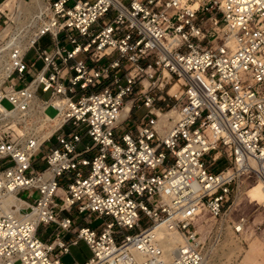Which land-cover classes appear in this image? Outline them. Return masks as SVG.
Instances as JSON below:
<instances>
[{
	"label": "built area",
	"instance_id": "obj_1",
	"mask_svg": "<svg viewBox=\"0 0 264 264\" xmlns=\"http://www.w3.org/2000/svg\"><path fill=\"white\" fill-rule=\"evenodd\" d=\"M42 1L15 8L26 46L0 11V264H66L78 240L68 264H205L202 216L241 234L239 187L264 183V0Z\"/></svg>",
	"mask_w": 264,
	"mask_h": 264
},
{
	"label": "rangeland",
	"instance_id": "obj_2",
	"mask_svg": "<svg viewBox=\"0 0 264 264\" xmlns=\"http://www.w3.org/2000/svg\"><path fill=\"white\" fill-rule=\"evenodd\" d=\"M1 2V0H0ZM3 23L0 20V26ZM38 43L42 46L50 47L51 38L50 35L44 34L40 37ZM33 50L27 52L25 61L33 59ZM40 62H37V66ZM41 96L46 97L48 93L38 92ZM3 104L10 107L11 104L7 100H3ZM45 112L49 115H53L56 109L52 106H47ZM67 129L68 126L66 125ZM48 144V143H47ZM42 150H37V155L42 154ZM226 164V159H219L214 166V170L223 167ZM36 167L42 168L44 163L38 161ZM241 194L237 198L235 205L231 210V217H237L239 215H245L247 218V224L245 230L241 234H234L230 228L226 225V222L213 218L207 212L202 216V237L205 239V259L208 264H264V188L260 186L256 181L245 182L240 186ZM19 196L32 201L37 196V192L30 188L22 189L18 192ZM76 213L72 210L71 215ZM85 213L80 214L77 218V223L83 222ZM139 222L141 226H146L150 223L149 218L139 210ZM95 214H92L91 226H97L103 218H94ZM222 226V231L218 235V241H216L215 230H218L219 226ZM52 224L40 223L37 234L40 238L46 239L52 232ZM68 233L66 236H71ZM91 254L88 245L83 240H78L77 243L70 245L69 252L62 255V260L68 264L73 260L83 261Z\"/></svg>",
	"mask_w": 264,
	"mask_h": 264
},
{
	"label": "bare ground",
	"instance_id": "obj_3",
	"mask_svg": "<svg viewBox=\"0 0 264 264\" xmlns=\"http://www.w3.org/2000/svg\"><path fill=\"white\" fill-rule=\"evenodd\" d=\"M30 1H33L37 3V5L39 7H47V4L45 2H43L42 0H2L0 2V11L2 10H5V9H9V12L12 17H13V20L16 21V22H20V24L24 27L23 28V33H22V37H23V45L26 46L30 41L31 39L34 37V32L36 31V20L33 22H27L28 20H19L18 16H16V12H15V8L16 7H21L23 5H28V3ZM29 12L31 13L32 15V12L33 10L29 8ZM11 24H8L4 29H3V32H5V30H7L8 28H10ZM51 132V128L48 127V129L44 132V134H49ZM258 184H260V186L262 188H264V183L261 179H257L255 180ZM241 187H239V191L237 193V196H236V200L237 198L240 196L241 194V190H240ZM228 228H230L229 224L226 225ZM216 241H218V234H216ZM206 248V247H205ZM205 256H206V251H205ZM205 264H208V261L205 259Z\"/></svg>",
	"mask_w": 264,
	"mask_h": 264
}]
</instances>
